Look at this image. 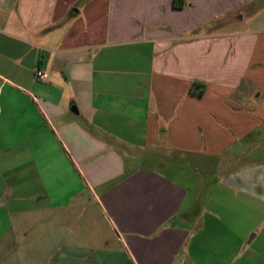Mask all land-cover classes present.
I'll return each mask as SVG.
<instances>
[{"label": "crops", "instance_id": "1", "mask_svg": "<svg viewBox=\"0 0 264 264\" xmlns=\"http://www.w3.org/2000/svg\"><path fill=\"white\" fill-rule=\"evenodd\" d=\"M258 1L0 0V264H264Z\"/></svg>", "mask_w": 264, "mask_h": 264}, {"label": "rangeland", "instance_id": "2", "mask_svg": "<svg viewBox=\"0 0 264 264\" xmlns=\"http://www.w3.org/2000/svg\"><path fill=\"white\" fill-rule=\"evenodd\" d=\"M264 0H259L258 3H256V5L254 7H252L251 10H253L255 12L254 15H249L247 11H241V16H245L246 19H250L251 17H255L257 19H255V21L260 20L262 18H264V9H263V4ZM262 10V11H260Z\"/></svg>", "mask_w": 264, "mask_h": 264}, {"label": "trees", "instance_id": "3", "mask_svg": "<svg viewBox=\"0 0 264 264\" xmlns=\"http://www.w3.org/2000/svg\"><path fill=\"white\" fill-rule=\"evenodd\" d=\"M194 88H199V89H201V90L197 93V95H199V96H201V95L204 93V91H205V85H203V84L194 83V85H193V89H194Z\"/></svg>", "mask_w": 264, "mask_h": 264}, {"label": "built area", "instance_id": "4", "mask_svg": "<svg viewBox=\"0 0 264 264\" xmlns=\"http://www.w3.org/2000/svg\"><path fill=\"white\" fill-rule=\"evenodd\" d=\"M37 77L41 80H46L47 79V74L45 72H42V71H38L37 72Z\"/></svg>", "mask_w": 264, "mask_h": 264}]
</instances>
